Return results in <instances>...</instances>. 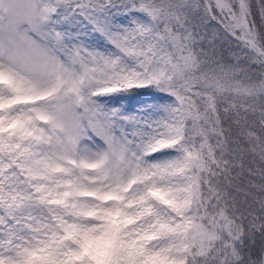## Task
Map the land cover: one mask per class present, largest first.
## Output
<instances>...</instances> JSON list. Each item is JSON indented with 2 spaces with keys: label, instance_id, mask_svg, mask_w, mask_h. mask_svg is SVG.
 Segmentation results:
<instances>
[{
  "label": "snow or ice",
  "instance_id": "1",
  "mask_svg": "<svg viewBox=\"0 0 264 264\" xmlns=\"http://www.w3.org/2000/svg\"><path fill=\"white\" fill-rule=\"evenodd\" d=\"M0 264H264V0H0Z\"/></svg>",
  "mask_w": 264,
  "mask_h": 264
},
{
  "label": "trees",
  "instance_id": "2",
  "mask_svg": "<svg viewBox=\"0 0 264 264\" xmlns=\"http://www.w3.org/2000/svg\"><path fill=\"white\" fill-rule=\"evenodd\" d=\"M252 2H253V4H255L256 3V0H252ZM257 19H258V17H257ZM133 103H134V101H133Z\"/></svg>",
  "mask_w": 264,
  "mask_h": 264
}]
</instances>
